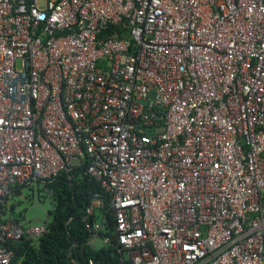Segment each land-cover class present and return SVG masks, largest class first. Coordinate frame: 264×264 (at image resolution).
Wrapping results in <instances>:
<instances>
[{
    "label": "built area",
    "instance_id": "built-area-1",
    "mask_svg": "<svg viewBox=\"0 0 264 264\" xmlns=\"http://www.w3.org/2000/svg\"><path fill=\"white\" fill-rule=\"evenodd\" d=\"M81 165L119 264H264V0H0V264Z\"/></svg>",
    "mask_w": 264,
    "mask_h": 264
},
{
    "label": "trees",
    "instance_id": "trees-1",
    "mask_svg": "<svg viewBox=\"0 0 264 264\" xmlns=\"http://www.w3.org/2000/svg\"><path fill=\"white\" fill-rule=\"evenodd\" d=\"M49 185L52 193L48 195L54 204L49 231L40 239L10 241L15 252L13 264H119L123 253L116 242L100 248L94 246L96 236L105 238L113 233L112 211L105 213L106 231L94 228L100 208L85 219L87 208L96 195L109 199L100 182L87 172V166H77L70 171L64 169ZM16 188L18 191L21 187ZM39 248L43 249L42 254Z\"/></svg>",
    "mask_w": 264,
    "mask_h": 264
},
{
    "label": "rangeland",
    "instance_id": "rangeland-1",
    "mask_svg": "<svg viewBox=\"0 0 264 264\" xmlns=\"http://www.w3.org/2000/svg\"><path fill=\"white\" fill-rule=\"evenodd\" d=\"M73 165H78V159H72ZM11 193L8 195L10 197L7 202V206H14V211H7L6 215H11L13 213L20 214L24 216L27 220L32 221L33 217H42L44 221L51 222L50 211L53 210L54 204L52 199L48 195L47 191L40 186L38 189L23 187L19 191H16L12 196ZM12 212V213H11ZM105 216L104 210L98 211V222L102 223ZM103 230H107V226L104 224ZM94 244L97 248L104 246L105 238L102 236H96L94 239Z\"/></svg>",
    "mask_w": 264,
    "mask_h": 264
},
{
    "label": "water",
    "instance_id": "water-1",
    "mask_svg": "<svg viewBox=\"0 0 264 264\" xmlns=\"http://www.w3.org/2000/svg\"><path fill=\"white\" fill-rule=\"evenodd\" d=\"M42 221H43V218L42 217H33L32 218V222H42ZM50 223L51 222H48V225H50ZM94 246H95V244H94ZM38 252L42 254L43 253V249L42 248H39L38 249ZM42 258H43V261H44V257H42Z\"/></svg>",
    "mask_w": 264,
    "mask_h": 264
},
{
    "label": "crops",
    "instance_id": "crops-1",
    "mask_svg": "<svg viewBox=\"0 0 264 264\" xmlns=\"http://www.w3.org/2000/svg\"><path fill=\"white\" fill-rule=\"evenodd\" d=\"M17 191V188H14L13 190H12V192H11V195L10 196H12L15 192ZM19 191V190H18ZM10 197H7V200H6V209H7V211H9V210H11V211H14V206L12 205H10V206H7V202H8V199H9ZM12 213V212H11ZM13 215H15V213H13Z\"/></svg>",
    "mask_w": 264,
    "mask_h": 264
}]
</instances>
